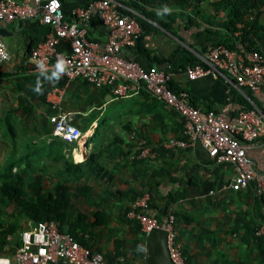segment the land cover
Masks as SVG:
<instances>
[{"label": "crops", "instance_id": "0c3cea01", "mask_svg": "<svg viewBox=\"0 0 264 264\" xmlns=\"http://www.w3.org/2000/svg\"><path fill=\"white\" fill-rule=\"evenodd\" d=\"M69 7L70 4L63 9L68 10ZM200 7L201 11L193 22L186 21L184 17H158L159 21L167 25L164 27L149 20L154 28L142 38V47L148 55H135V58L145 66L157 62H161L158 65L169 62L174 66L176 63L168 58L177 47H181L201 61L209 44L223 33L221 24L224 17L221 10L215 13L206 2ZM259 19L264 23V12ZM0 28L7 31L1 36L10 52V59L0 64V120L7 116L11 118L15 122V132L25 144L27 154L32 156L34 149L38 148L42 157L37 159L36 164H48L50 160L45 152L52 138L48 129L35 124L36 120L39 121L46 115V106L40 103L38 94L34 91L37 79H41L42 84L47 81L27 69L30 66L28 57L32 47L44 38L49 26L39 19L31 18L17 19L7 25L0 22ZM60 48L68 50L65 42ZM172 84L187 92L192 97L193 104L201 109L218 110L224 104L228 105L229 112L239 109L240 104L231 99L232 87L247 97V90H240L221 77L208 75L189 80L183 71H177ZM256 95L264 106V92ZM51 97L47 93L46 100L49 102ZM123 102L124 99H112L104 88L76 79L69 85L61 104L64 109L76 112L75 123L79 127L91 117H96L87 129L91 137L106 107L113 104V114H108V118L125 115V112L118 110ZM167 121L170 123L167 127L168 137L176 136L170 130H177V125L164 117V122ZM149 126L146 127L149 137L156 142L158 137L150 134ZM3 131L4 128L0 126V132ZM115 132L124 134L119 127H116ZM88 138L86 142H82V148L76 145L67 151L64 146V158L75 163L83 162L95 150ZM257 142L258 145L249 148L247 154L255 169L264 172V129ZM121 148L120 143L103 148L98 157L101 166L98 171L93 169L80 177L64 175L60 178L65 183L69 181L71 192L75 195L76 188L83 189L90 195V200H86L81 194L72 199L71 204L79 213H111L116 218V225L120 227L118 222L133 192L151 188L153 196L171 193L179 198L173 205L174 210L179 212L177 241L185 250L189 264H238L243 261L246 264H264L263 256H259L260 250L264 252V244L260 249L255 234L256 226L264 223V198L251 185L238 191L231 190L229 181L233 169L230 164L214 162L200 144L185 149H168L146 163L133 165L120 157L118 150ZM28 161L31 159L28 158ZM32 161L34 164L35 161ZM58 167L61 168L60 164ZM53 170L54 165L52 171L44 173V182L57 180ZM33 174L35 173L31 169L27 170L28 176ZM94 220L93 216L89 219ZM146 238L147 236L142 242L144 252L147 249ZM132 244L128 249L125 248L127 253L120 260L125 264H141L140 258L131 256ZM112 251L113 246L104 253L109 255Z\"/></svg>", "mask_w": 264, "mask_h": 264}, {"label": "built area", "instance_id": "2783aa9c", "mask_svg": "<svg viewBox=\"0 0 264 264\" xmlns=\"http://www.w3.org/2000/svg\"><path fill=\"white\" fill-rule=\"evenodd\" d=\"M125 10H130L127 13ZM97 14L106 28L102 43L87 37L86 24ZM136 11L128 8L124 0H92L87 7L75 6L70 17H65L59 0H0V22L11 24L17 19H39L49 26V31L29 53L28 71L39 74L37 60H46L49 70L58 55L69 61V69L62 76L61 86L48 92L53 112L48 116L52 134L74 142L78 148L90 136L75 123L76 112L62 107V99L69 85L83 79L97 87L108 89L112 99H126L142 91L176 111L182 122V135L170 136L160 143L150 144L146 138L137 141L139 156L154 159V147L185 149L200 144L216 163L230 164L233 174L229 188L238 191L250 185L264 198V172L255 169L247 150L258 145L263 134L264 110L257 107L240 109L233 118L228 115L229 107L222 105L218 110L201 109L190 101L185 91L175 92L168 83L175 75L171 63L164 65L142 64L131 49L136 45L141 27ZM65 42L67 51L60 45ZM0 45L7 59L0 57V64L10 59L8 47L0 35ZM251 62L235 51L222 45L210 48L200 63L186 65L185 77H221L232 82L240 90L252 93L264 92V61L253 51ZM134 133L131 134L133 137ZM150 193L142 191L129 205L127 217L135 220L147 236L153 229L162 228L167 233L169 257L173 264H185L181 245L177 241L174 216L163 222L147 213ZM255 234L264 236V223L256 227ZM12 240V236H7ZM0 264H118L108 261L103 253L79 243L72 235L60 231L52 219L38 221L35 225L19 232V244L9 256H0ZM146 264V262L141 263Z\"/></svg>", "mask_w": 264, "mask_h": 264}, {"label": "trees", "instance_id": "16d2710c", "mask_svg": "<svg viewBox=\"0 0 264 264\" xmlns=\"http://www.w3.org/2000/svg\"><path fill=\"white\" fill-rule=\"evenodd\" d=\"M62 6L70 4L68 10H64L65 17H70L71 10L75 6L87 7L92 0H59ZM208 3L217 13L218 10L223 12L224 21L221 24L222 34L218 39L214 40L206 48V52L216 46L222 45L229 50L240 53L246 60L251 62V54L253 51L258 52L262 56L264 61V23L259 19L261 13L264 12V0H124V4L136 11V19L141 27L140 35L137 39L136 45L131 49L134 55H148L146 50L142 47V38L144 34L153 29L154 26L149 22H156L161 26H165L163 22L159 21L156 15L155 9L161 8L163 5H167L172 9L170 15L164 17H184L188 22L195 21V17L199 15L201 11V5ZM127 13H131L130 10H125ZM87 37L99 43L104 41L106 36V28L101 23L97 14H93L89 22L86 24ZM64 43V42H63ZM176 51L168 58L169 61L175 62L174 72L183 71L186 65H194L200 63V60L192 53L188 52L184 48L177 47ZM177 54L179 55L177 57ZM161 62H157V65ZM64 80L61 78L58 83L52 84L46 82L42 84L43 94L38 95L40 103L46 106V115L39 121L36 120V125H41L49 130V134L52 138L49 142V146L45 152L47 159L50 163L45 165H37V159L42 157L40 149L35 148L33 155L27 154L24 142L19 138V135L15 132V122L11 118L4 117L0 120V126L4 128L3 133L0 132V148L3 151V156L0 158V252L14 251L15 247L19 244V232L24 227L20 226L19 219L22 216H26L32 225H35L38 221L45 219L54 220L60 229V231L72 235L79 243L84 246L87 245V236L90 235L91 228H97L105 223V216L103 213H92L95 217L94 221L83 222L81 217L82 213L73 208L71 202L72 199L81 194L85 196L86 200H90V195L83 189L76 188V195L71 192V186L69 181L65 183L60 178L64 175L69 177H80L83 174H87L89 170H96L101 168L99 166V153L102 149L111 145L120 143L122 148L118 150L120 157H123L125 162L130 164L146 163L149 159H143L139 156V149L137 141L144 137L152 145L157 144L168 137L158 139L156 142L151 141L148 136V130L142 129V126H136L132 122L130 116H134L141 112V109L147 113H158L165 111L166 118L173 121L177 125V130L173 128V132L177 137L182 135V122L176 111L169 106L158 101L152 97L148 92L142 91L138 95L124 99L122 105H119L118 110L125 112V115L119 114L117 117H110V119H99V126L104 129H108L106 133L101 132L100 137L94 133L88 138V141L94 145V152L89 154L88 157L81 163H75L69 158H64L62 149L66 146L67 151L76 146V143L68 142L60 137L52 134V125L49 122L48 116L53 112L50 103L46 100L47 93L54 86H61ZM169 87L175 92L181 91L172 84V80L168 83ZM105 89V88H104ZM232 89L231 99L240 104L239 109L230 111L228 113L230 118H233L240 109H250L257 107L260 110H264V106L259 101L256 93L246 91L247 97L243 96L234 87ZM108 92V89H106ZM123 100V99H122ZM190 101L193 104V99L190 96ZM229 104V102H228ZM195 105V104H194ZM136 106L138 109H135ZM163 109L161 111V109ZM156 116V115H155ZM165 116V115H164ZM96 117H91L87 123L82 125L81 130L86 131L89 128L90 122ZM167 124L168 121H167ZM116 127H119L124 134H116ZM97 128V127H96ZM98 131V130H97ZM134 133L133 137L131 134ZM181 134V135H180ZM96 135V136H95ZM4 143V144H2ZM157 155L162 151H166L163 147H154ZM0 150V151H1ZM28 158L34 160V164L28 161ZM23 163V164H21ZM60 164V167L58 165ZM52 165H54L53 173L57 180L55 182H44V173L52 171ZM57 165V166H56ZM31 169L33 175L28 176L27 170ZM143 191V190H142ZM142 191L133 192L130 197L129 204L122 212L121 219L131 226L135 227L139 231V235L145 240V234L142 232L140 225L133 219L127 217V210L130 203L140 194ZM146 191L150 193L149 208L147 213L155 217L159 222H163L169 218V215L174 216V226L177 228L179 212L174 210L173 205L179 200L178 197L168 193L166 195L153 196L152 189L149 188ZM11 205L12 211H7V206ZM181 216V215H180ZM18 219V220H17ZM263 224V223H262ZM261 224H258V227ZM28 226V227H30ZM114 231L113 233H115ZM11 235L12 240H8L7 236ZM140 238L136 236L134 240H131L133 246L132 258H140V262L143 263L145 252L144 249L138 248ZM128 243V239L125 236H116L114 238L113 251L109 255H104L108 261L118 264H125L120 260V257L126 255L125 244ZM256 243L261 249V245L264 244V236L256 235ZM89 247V246H88ZM181 251L184 255L185 264H189V258L185 250L181 246ZM259 256H263L264 252L259 251ZM260 262V261H259ZM238 264H246L238 262ZM261 264V263H260Z\"/></svg>", "mask_w": 264, "mask_h": 264}, {"label": "rangeland", "instance_id": "374dc122", "mask_svg": "<svg viewBox=\"0 0 264 264\" xmlns=\"http://www.w3.org/2000/svg\"><path fill=\"white\" fill-rule=\"evenodd\" d=\"M117 102V101H115ZM119 103V101H118ZM135 109H138L136 106H134ZM113 109V104L112 106H108L104 109L103 111V114H102V118L105 117L104 119H110L107 117L108 114L112 115L113 112L112 110ZM161 109V108H160ZM163 109H161L162 111ZM162 115H159L158 113H156L154 115V112L152 113H147L145 111H143L141 109V112L138 113V114H135L134 116H130V118H132V122L134 123V125H138V126H142V129L146 128L147 125H150L149 126V132L150 134L153 136V135H156L158 137V139H161V138H165V137H168V131H169V128H167L169 126V124L165 123L164 122V117H166V113L165 111L161 112ZM165 115V116H164ZM100 118V120L102 119ZM166 124V125H165ZM172 127H170L171 129ZM96 129V130H95ZM98 130V131H97ZM94 131L95 132H92L93 135L94 133L97 135V137H100V134L101 132H104L106 133L108 131V129H104L102 130V128H100L99 126V122L97 123V128H94ZM155 131V133H154ZM171 132L173 131V128L170 130ZM97 132V133H96ZM89 134V133H88ZM95 135V136H96ZM149 136V134H148ZM150 138V137H149ZM1 150V148H0ZM3 156V151L1 150L0 151V158ZM7 211H12V207L11 205L7 206L6 208ZM106 218L105 220V223L102 225V227H97V228H90V235L87 236V245L93 249V250H96V251H99L101 253H103V255H105L104 251L109 249V247H112L114 245V238L118 235V236H125L126 238H128V243L125 244V248H129L131 247V239L138 236L140 238V241H139V245H138V248L141 249L142 247V242H143V239H142V236L139 235V231L132 227H129L126 225V223L123 221V218L120 219V222L119 223V226L118 227L116 224V218L114 217V215H112L111 213H106L103 214ZM92 214H87V213H84L82 214V221L85 223V222H88L89 219L92 218ZM18 220V219H17ZM19 221V224L20 226L24 227V228H27L28 226H30L32 224V222L27 219V217L24 215L22 216L21 219L18 220ZM116 225V226H115ZM114 231H116L115 233H113ZM12 253V251H5L4 253L3 252H0V256H9L10 254Z\"/></svg>", "mask_w": 264, "mask_h": 264}, {"label": "clouds", "instance_id": "9594fccd", "mask_svg": "<svg viewBox=\"0 0 264 264\" xmlns=\"http://www.w3.org/2000/svg\"><path fill=\"white\" fill-rule=\"evenodd\" d=\"M171 12H172V9L169 6L163 5L161 8L156 10V15L162 18L166 15H170ZM0 57L4 59L8 58L2 45H0ZM36 67L43 81H47L52 84H55V83H58L59 80L62 78V76L68 71L69 61L63 56V54H60L58 55V58L54 66L52 67L51 71L49 70L46 60H37ZM34 91L38 95L43 94V87H42L41 79H37Z\"/></svg>", "mask_w": 264, "mask_h": 264}, {"label": "water", "instance_id": "95a60500", "mask_svg": "<svg viewBox=\"0 0 264 264\" xmlns=\"http://www.w3.org/2000/svg\"><path fill=\"white\" fill-rule=\"evenodd\" d=\"M7 31L0 28V35ZM147 249L145 251L146 264H173L169 257L167 233L162 228L153 229L146 238Z\"/></svg>", "mask_w": 264, "mask_h": 264}, {"label": "bare ground", "instance_id": "6f19581e", "mask_svg": "<svg viewBox=\"0 0 264 264\" xmlns=\"http://www.w3.org/2000/svg\"><path fill=\"white\" fill-rule=\"evenodd\" d=\"M81 145H82V143H81Z\"/></svg>", "mask_w": 264, "mask_h": 264}]
</instances>
